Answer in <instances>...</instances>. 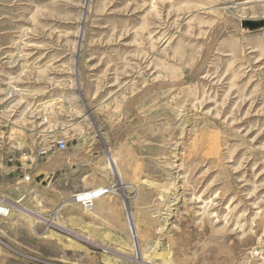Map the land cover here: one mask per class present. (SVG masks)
<instances>
[{"label": "rangeland", "instance_id": "rangeland-1", "mask_svg": "<svg viewBox=\"0 0 264 264\" xmlns=\"http://www.w3.org/2000/svg\"><path fill=\"white\" fill-rule=\"evenodd\" d=\"M0 196V264H264V0H0Z\"/></svg>", "mask_w": 264, "mask_h": 264}, {"label": "built area", "instance_id": "built-area-1", "mask_svg": "<svg viewBox=\"0 0 264 264\" xmlns=\"http://www.w3.org/2000/svg\"><path fill=\"white\" fill-rule=\"evenodd\" d=\"M53 148H58L60 151H63L66 149V143L64 141H58L56 142L55 145H50L48 146V148L46 149H42L39 150L38 153L34 154L33 159L34 160H42V156L47 157L50 152L53 150ZM23 160H27L28 156H23L20 157ZM12 159H9V163L13 164ZM10 164V165H12ZM22 168V165H21ZM15 171H17L15 168L9 169V171L7 172L6 175H8V173L10 174H16L14 173ZM21 171V170H19ZM10 174V175H11ZM32 173H23V174H18L17 176H15L14 178H17V180L22 181V184H30V183H34L36 186H42V179L43 176H38L35 178V175L32 176ZM101 194V192L96 191V192H92V191H83V192H76L73 196V202L75 204H77L82 210L89 212L92 210L94 202L96 200V198ZM11 215V208L9 204H6L3 201H0V218L1 219H6Z\"/></svg>", "mask_w": 264, "mask_h": 264}, {"label": "bare ground", "instance_id": "bare-ground-1", "mask_svg": "<svg viewBox=\"0 0 264 264\" xmlns=\"http://www.w3.org/2000/svg\"><path fill=\"white\" fill-rule=\"evenodd\" d=\"M114 167V166H113ZM38 176H43V173H38V174H36L35 175V178L36 177H38ZM44 180H46L45 178H44V176H43V179H42V183L44 182ZM20 184V183H19ZM11 189V188H10ZM17 189V188H16ZM102 189V188H101ZM94 190H96V189H94ZM99 192V191H98ZM102 192V191H101ZM104 192H107V191H104ZM100 196H102V194L100 195ZM2 197L3 196H0V201H2L1 199H2ZM23 197V196H22ZM98 199V198H97ZM97 199H96V201H97ZM9 205H10V208H11V212H13L12 210H17L18 212H21V214H23V215H25V216H27L28 218H31L30 216H31V214L32 213H30L27 209H23V208H20V207H17V206H15V205H13V204H11V203H8ZM37 216V215H36ZM32 219V218H31ZM33 221H34V223L36 224V223H43V221H45V220H43L41 217H39V216H37L36 218H34V219H32ZM45 223V222H44ZM58 225V224H57ZM76 236V235H75Z\"/></svg>", "mask_w": 264, "mask_h": 264}, {"label": "crops", "instance_id": "crops-1", "mask_svg": "<svg viewBox=\"0 0 264 264\" xmlns=\"http://www.w3.org/2000/svg\"><path fill=\"white\" fill-rule=\"evenodd\" d=\"M100 264H104V263L100 262Z\"/></svg>", "mask_w": 264, "mask_h": 264}]
</instances>
